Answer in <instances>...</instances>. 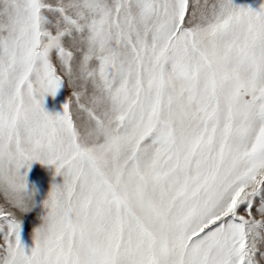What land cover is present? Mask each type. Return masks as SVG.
I'll list each match as a JSON object with an SVG mask.
<instances>
[{
	"label": "snow or ice",
	"instance_id": "snow-or-ice-1",
	"mask_svg": "<svg viewBox=\"0 0 264 264\" xmlns=\"http://www.w3.org/2000/svg\"><path fill=\"white\" fill-rule=\"evenodd\" d=\"M0 264H264V4L0 0Z\"/></svg>",
	"mask_w": 264,
	"mask_h": 264
},
{
	"label": "rangeland",
	"instance_id": "rangeland-1",
	"mask_svg": "<svg viewBox=\"0 0 264 264\" xmlns=\"http://www.w3.org/2000/svg\"><path fill=\"white\" fill-rule=\"evenodd\" d=\"M233 3L237 6L258 10L260 5L264 4V0H233ZM70 95L71 91L66 86L59 88L55 95H46L43 104L45 111L50 114L61 113L63 111V105L68 101ZM21 171L23 172V169ZM53 171L50 169V166L41 165L38 162H33L28 169L27 179L29 184L36 189L35 199L38 203L46 198L53 181L57 184L63 182V177H54ZM39 213V208L28 213L22 225L21 241L26 248L33 246L32 231L39 223Z\"/></svg>",
	"mask_w": 264,
	"mask_h": 264
}]
</instances>
